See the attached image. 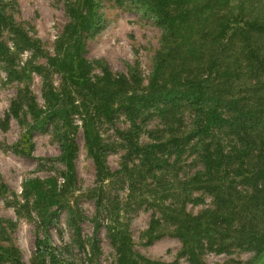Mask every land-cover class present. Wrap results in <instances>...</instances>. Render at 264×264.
Segmentation results:
<instances>
[{
    "label": "rangeland",
    "instance_id": "1",
    "mask_svg": "<svg viewBox=\"0 0 264 264\" xmlns=\"http://www.w3.org/2000/svg\"><path fill=\"white\" fill-rule=\"evenodd\" d=\"M152 1L0 0V264H118L121 236L111 235L114 227L128 233L134 253L145 259L191 264L164 211L184 208L197 216L214 207L210 192L182 184L203 169L198 135L178 145L172 139L192 134L190 111L172 110L182 117L172 125L156 107L133 117L123 110L112 120L98 116L92 154L82 108L63 123L49 115L46 99L66 87L60 59L73 38L89 79L67 85L77 104L106 74L111 89L146 90L167 41ZM81 11L95 24L78 38L72 25ZM204 137L213 149L236 147L223 131ZM197 251L201 264H264V251L217 239Z\"/></svg>",
    "mask_w": 264,
    "mask_h": 264
},
{
    "label": "trees",
    "instance_id": "2",
    "mask_svg": "<svg viewBox=\"0 0 264 264\" xmlns=\"http://www.w3.org/2000/svg\"><path fill=\"white\" fill-rule=\"evenodd\" d=\"M151 6L167 41L157 53L148 88L111 89L113 81L106 74L92 83L97 90L79 89L83 101L77 104L67 85L89 79L80 40L73 38L61 66L60 61L53 63L60 66L66 87L61 94L50 90L46 95L49 115L66 123L82 108L86 144L94 154L99 133L93 119L98 116L112 120L123 110L133 117L156 107L157 114L172 125L182 119L172 110L190 111L192 134H172V139L178 145L198 135L204 147L203 169L182 184L192 182L210 192L214 207L197 216L184 208L165 207L172 234L183 242L191 264H201L198 248L216 239L260 254L264 251V0H153ZM92 18L81 11L69 25L73 34L80 38L82 31L92 28ZM34 117H40L39 110ZM214 131L232 134L234 151L226 153L221 145L213 149L212 142L202 138ZM246 155L249 158L243 161ZM240 185H253L256 190L243 194ZM111 232L121 236L115 241L118 264H161L135 254L128 233L116 227Z\"/></svg>",
    "mask_w": 264,
    "mask_h": 264
}]
</instances>
